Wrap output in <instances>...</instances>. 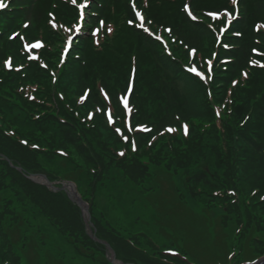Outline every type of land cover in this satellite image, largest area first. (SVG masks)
Wrapping results in <instances>:
<instances>
[{
	"label": "rangeland",
	"instance_id": "374dc122",
	"mask_svg": "<svg viewBox=\"0 0 264 264\" xmlns=\"http://www.w3.org/2000/svg\"><path fill=\"white\" fill-rule=\"evenodd\" d=\"M62 1L64 2V0ZM2 2L5 7L0 8V66L2 62L5 63L6 72L3 74H7L11 81L9 85L0 83V130L4 138L15 144L24 146L29 144L30 148L37 151H39L37 145L46 150L50 149L49 142L54 140L56 147L63 148L61 149L64 152L62 156L60 154L51 157L47 153L38 152L35 156L31 155V158L57 177L54 182L64 181L65 183L74 179L77 192L85 197L91 190V175L88 173L90 167L87 162L76 151L74 145L75 148L63 146L58 142L55 135L58 136L59 130L55 125L45 123L44 129L37 125L40 122V113L43 112L48 103L54 101V95L64 98L63 102L68 100L67 104L74 105L76 111L80 112L83 117L97 115V125L92 129H96V131L88 130L86 139L89 141L96 160L98 155L99 162L105 166L103 178L95 191L93 207L94 215L103 222L104 226L114 228L118 232L121 231L125 236L135 237L140 246H144L150 252L166 249L182 251L184 248L190 250L192 256L201 259L200 262L204 263H215L216 260L225 262L228 252H232L229 254L231 255L230 264L252 263L264 257V210L259 211L260 205L254 206L258 199L264 205V199H261L264 197L262 179L258 186L259 177H257L258 181L252 189L239 194L231 190L228 191V189L224 190L223 185L213 179L222 174L224 169H219L217 175L211 176V169L207 163L208 161L211 162L209 157H201L203 172L197 168L199 162L191 161L194 158L183 169H178L175 164L172 165L175 167L169 169L167 167L169 165H166V157H161L166 153V148L158 139L161 136L154 137L152 140L154 143L158 139L154 147L149 146L150 139L157 133L159 134L160 129L165 128L167 131V126L171 125H175L177 132L184 131L183 125L188 124L187 120L180 118L177 120L179 124L169 122L172 117L174 118V112H176L172 110L171 112L165 111L162 117H158L157 122H159L160 127H152L144 123L133 124L135 109L141 110L145 116L146 114L149 115L151 120L155 119L158 102H154L159 97L152 94L153 96L149 97L141 108L131 93L133 88L131 80L128 81L127 79V83L124 84L123 82L126 81L124 78H117L114 82L119 80V83L124 86L123 91L125 93L128 91L129 97L127 96V98L130 102L128 112L126 110L124 113L122 112L123 107L118 94L117 97H113L114 104H112L113 108L118 110L117 113L112 111L109 115L106 114L108 109L97 108L96 110L93 105L95 99L92 95H97L93 93L95 88L99 87L100 90L101 83L98 81L97 74L102 76V68L97 65L93 56V65L89 61L90 57H86L81 64L84 58L82 55L75 59V65L74 63H63L64 72L69 74L72 69V82L67 84L65 89L61 87L60 83V87L57 85L52 93L49 87L51 82L52 84L57 82L59 68L52 61V58H56L55 55H50L51 51L46 55L44 51H47V42L50 40L51 45L49 44V47L55 51V54L59 53V63L60 55L64 53V44L74 32L72 20L59 17L61 10H56V13L49 10L47 17L37 15L36 10L39 3L37 0H31L29 4L27 0H2ZM109 2L111 1H106L103 7L99 4L95 7L96 0H85L84 20L86 27L82 38L87 37L88 39H83L84 42H91L95 39L96 34H100V30L99 32L96 30L102 27L100 21L106 20L101 12ZM245 4L243 1H237L236 7L229 4L222 11L220 9L219 11L213 10V14L228 15L229 19L232 20L236 13L240 14L241 8L246 9ZM65 10L68 12L67 8ZM191 11L194 13V10ZM49 13L56 14L58 18H50ZM70 15L71 13L67 14L68 17ZM247 18L249 22H253L252 25L244 30L236 29L233 32L242 38L244 32L251 29L252 41L246 42L242 50V55L246 56L245 49L250 54L247 58L248 63L252 54L260 56L256 42L261 37L260 31H264V27L260 25L264 22L256 14L254 16L253 13ZM236 20L239 21V19H235L232 23ZM51 22H55L56 27H53ZM72 27L73 29H71ZM208 31L214 35L215 31L213 32L211 29ZM165 36L169 55H174L178 62L184 63V66L191 65L192 67V65L197 64L195 61L197 54L191 51L197 48L196 45H202L200 50L205 54L211 52V45H213V43L205 42L196 30L187 31V28L177 27L175 32L171 28V32ZM225 42L230 46L229 41ZM207 47L210 48L209 51L205 50ZM223 49L229 50L228 48ZM79 50H81L80 52H88V48L85 51L84 49ZM253 50H258V52L255 53ZM193 54L194 58L192 57ZM221 57V59L227 60L223 61V65L231 63L226 55ZM256 60L258 59L250 60V66H257L256 63H251V61ZM6 62H10L11 66H8ZM68 64L72 66L67 69ZM44 65H48L50 69ZM19 67L21 69L16 70ZM75 74H77L76 77H74ZM3 76L0 75L1 78ZM205 77H207L206 74ZM55 78L56 81H54ZM16 83L22 85L26 83L25 93H27L28 99L23 98L20 92L14 89L13 85ZM164 84L168 86L169 91L166 92L167 101H162V103L167 106L171 101V104L176 105L178 101L177 97L174 96L175 93L172 92L175 90L173 82L164 80ZM151 99L153 102L150 101ZM97 104H100L98 99ZM36 108L38 111H35ZM47 108L48 111H52L50 107ZM27 111L35 114V117H31ZM181 113L183 117L188 116L184 112ZM262 114L264 115V113ZM47 118L53 119L50 116ZM117 129L119 131H116ZM92 132H96L97 139L92 136ZM10 137L17 138V140ZM262 137L264 144V133ZM98 138L107 145H114L120 158H123L119 155L121 151L124 152L123 145L127 147L126 149L130 147L134 152H141L148 143L147 149L150 148V151L141 158L146 169H138L139 172H146L145 175L140 174L144 181L139 184L128 178L121 163L102 153ZM23 141H27V143L25 144ZM36 141L38 142L37 145ZM133 143L136 145L135 149H133ZM251 160L254 163L261 162L264 168L263 160H254V158ZM10 166L12 167V164ZM15 170L14 174L11 173L0 161V264L7 263L6 255H9V259L11 256V252L10 254L5 253L6 255L2 253L3 246L6 249L13 247V251L20 258V262L17 261V263L20 264H62V262L63 264H111L110 255L107 253L98 254L96 259H91L80 254L73 245L69 244L65 236L39 211L27 192L24 191L21 182L22 176L20 175L23 173L22 170L17 168ZM226 171H228L227 168ZM194 172L198 173L197 178H200L201 182L194 183L196 179L191 175ZM31 174H38L37 178H40L41 175H46V172L38 171ZM164 184L169 188H174V190L176 187V194L187 203L188 207L192 209L191 212L179 211L174 213L169 221L168 215H165L164 218L161 217L156 208V203L153 202L157 199L156 193L163 190ZM214 189L216 190L212 193ZM166 208L168 209V207ZM183 216H188L189 218H187L192 219V221L190 223L182 221ZM256 238H261L262 241ZM58 259H61L62 262Z\"/></svg>",
	"mask_w": 264,
	"mask_h": 264
},
{
	"label": "trees",
	"instance_id": "16d2710c",
	"mask_svg": "<svg viewBox=\"0 0 264 264\" xmlns=\"http://www.w3.org/2000/svg\"><path fill=\"white\" fill-rule=\"evenodd\" d=\"M30 1L27 0L28 4ZM37 1H39L36 10L38 12L37 15L47 17L49 10H61L59 17L71 20L67 16V13H76L75 8L68 7L60 0H51V5L50 0ZM98 1L94 5L95 7L98 6ZM106 1L111 2L105 5L101 13L106 17V21L112 24V34H107L105 30L102 34L103 37H100L98 45L91 39V42H84L83 39H88L87 37L77 38L73 45L74 48L66 59V61H69H65V63L73 64L75 59H78L82 55L84 58L81 64L85 61L86 57H90L89 61L93 65L94 58L97 65H100L102 68V76L97 74L98 81L101 83L100 86L105 88L110 94L112 104H114L113 97H117V93L124 88L119 83V80L116 83L114 80L124 78L126 81L123 83L126 84L129 73L134 68L136 78L133 98L135 96V100L139 102L141 108H143L149 97L153 96L152 94H156L159 98L154 102H158L155 119L151 120L149 115L146 114V117L141 110L135 109L133 124L144 123L152 127H160L159 122H157L158 117H162L163 112H171L172 110L176 112H174V118L172 117L169 122L179 124L177 120L180 118L187 120L189 127L187 135L182 130L177 132L175 125H171L176 131L168 133L163 128L160 129L159 134L157 133L156 136L150 139L149 146L154 147L156 141L159 139L166 148V153L164 156L161 155V157H166V165H169L167 166L169 169L175 167H172L173 164L178 169H183L194 158L191 161L194 163L199 162L200 164L197 168L203 172V160L201 157H209L211 162L207 160V163L211 169V176L217 175L219 169H224L222 174L213 178L217 183L223 185L224 190L228 189V191L231 190L241 194L255 186L256 181H258L257 177H259L258 186L261 184V179L264 182L262 163H254L251 160V158H254V160H263L264 162V144L262 142V135L264 133V115L262 114L264 113V31H260L262 33L260 34L261 37L258 38V43L256 42L260 56L252 54L249 58V61L258 59L256 62H261L263 66L254 67L250 66L249 61L247 63V58L250 54L246 49V56L242 55L246 42L252 41L250 36L252 34L251 29L245 31L242 38L233 32L236 29L244 30L246 27L252 25L253 22H249L247 18L252 13L254 16L256 14L264 22V0H239L246 3V9L241 8L239 21L236 20L231 25V29L224 35L223 43H226L225 41L230 42V46H227L228 51L223 49V44L218 41L214 32L217 31L218 24H223V21L212 23L205 16L204 11L219 10L222 7L229 6V4L232 6L231 0H192V7L197 12L196 14L199 15L196 21H192L186 15L183 9L185 0H150L146 11L153 22L158 25H170L174 32L177 27H181L182 29L187 28V31L196 30L201 34L205 42L213 43L211 45V52H206V54L200 50L202 45H196L197 56L195 61L198 65H204L205 58L212 60V70L208 73L207 79L197 78L186 72L184 70V63L178 62L174 55H169L165 51L161 43L135 27V19L132 8L129 5V0H102V7ZM52 7H58L59 9H53ZM65 8H67L68 12ZM248 11L250 13H247ZM130 18L134 21L132 24L128 23ZM210 29L214 32V35L208 31ZM49 44L51 45L50 40L47 42V51L44 52L48 55L49 51H51L50 55H55L56 57L52 58V61L57 65L59 53L55 54V51L49 47ZM86 48H88V52H80L81 50H79L84 49L85 51ZM209 49V47L205 48L207 51ZM212 52L214 53L211 55ZM225 55L229 57L228 61L231 62L230 64L223 65L221 56ZM71 64L67 65V69L72 66ZM62 71L61 66L58 71L57 82L54 84L51 82L50 84L49 89L52 93L57 85L60 87V83L61 87L65 89L66 85L72 82V69L69 74ZM3 72L6 71L2 62L0 75L4 76L0 77V83L9 85L11 81L8 79L7 74H3ZM244 73H247V76ZM76 76L77 74L74 75V77ZM164 80H171L174 84L175 90H172V92L177 97L178 103L176 105L171 104V101H169L167 106H164L162 103V101H167L166 92L169 91L168 86L164 84ZM54 81H56V78ZM233 81L237 83L234 84ZM25 85L26 83L23 85L20 83L13 85L14 89L19 91L23 98H27V93H25L27 86ZM93 93L97 94L92 95L94 99H98L101 104H106V101L99 92V87L95 88ZM54 97V101L46 105L52 111H48V108L45 107L43 112L40 113V122L37 125L42 129H44L45 123L55 125L59 130L58 136L55 135L58 138V142L63 146L67 145L71 147L74 145L76 151L79 152L80 156L89 165L90 170L86 169L91 175V190L84 198L90 206L97 238L108 242L115 251L117 258L125 263L188 264L181 260L179 256L171 257L162 253L155 255L143 248L141 249L132 241V238L124 236L121 232L109 226H104L103 222L94 215L95 191L103 178L105 166L99 162L98 155L96 160L89 141L86 139V134H88V130L96 127L97 115L93 121L89 122L86 120V116L83 117L81 113L80 115L78 112L77 114L75 113L76 109L74 105H68V100L63 102L64 98H59L56 95ZM150 101L153 102V99ZM35 111H38V109L36 108ZM114 111L117 113L118 110L114 108ZM181 112H184L188 116L183 117ZM27 113L31 117H35V114L32 112L27 111ZM47 116L53 119L47 118ZM92 131H96V129ZM1 133L0 130V161L13 174L16 172V166L21 167L24 173H20L24 191L27 192V195L39 211L53 226L59 229L68 243L73 245L80 254L91 259H96V255L98 254H106L105 246L95 242L88 235L80 208L70 201L65 193L53 192L43 185L32 182L26 176L43 171L46 172L49 180L55 181L57 177L45 170L39 162L33 161L31 155L35 156L38 152H44L52 157L60 155L59 151L63 148L56 147L55 141L51 140L49 142L51 147L46 150L38 146V142L36 141L37 148L39 149L37 151L30 148L29 144L25 146L15 144L4 138ZM92 136L97 139L96 132H92ZM157 136L161 137L152 143L154 137L157 138ZM10 138L17 140V138ZM99 139L98 144L101 147L102 153L121 163L128 178L135 180L139 184L144 181L140 177V174L145 175L146 172H139L138 169H146V165L142 163L141 158L146 156L150 151V148L147 149L148 143L146 147L142 148L141 152H134L130 147L126 149L127 147L123 145L125 155L121 156L123 158H120L114 145H107L103 140ZM2 156L8 158L14 164V167H11L9 162ZM225 167L228 171H226ZM253 169H255V172H253ZM197 174V172L191 173L193 178L196 179L195 184L201 182V179L197 178ZM58 178L63 180L60 177ZM206 178L209 179V177ZM71 180L74 181V179ZM215 190H212V193ZM175 191L176 187L174 190V188H169L164 184L163 190L156 193L157 199L153 202L156 203V208L161 217L163 216L164 218L165 215H168V221L174 213L179 211L191 212L192 210L185 201L179 198L180 196ZM256 205H260L261 209L259 211L264 210V205L259 199L254 203V206ZM187 217L183 216L181 220L190 223L192 219H188L189 217ZM3 249L2 253L4 255L11 252L12 256H10V259L9 255H6L8 258L4 257L7 261L6 264H20L17 263V261L20 262V258L15 254L12 246L11 249H6L3 246ZM184 250L185 254L190 256L192 262L201 261V259L196 258L194 255L192 256L190 250ZM14 258H16V261H14ZM58 260L62 262L61 259Z\"/></svg>",
	"mask_w": 264,
	"mask_h": 264
},
{
	"label": "snow or ice",
	"instance_id": "6c2138e0",
	"mask_svg": "<svg viewBox=\"0 0 264 264\" xmlns=\"http://www.w3.org/2000/svg\"><path fill=\"white\" fill-rule=\"evenodd\" d=\"M236 2H237V0H232V3H233V4H235ZM73 3H75V0H73ZM4 7H5V4L2 2V0H0V8H4ZM185 8H186V9L188 8V5H187V4H185ZM137 15H140V14L137 13ZM141 19H143L142 16H141ZM133 22H134L133 20H129V21H128L129 24H132ZM100 24H101V26H103V25H104V21H100ZM77 30H78V29H77ZM99 30H100V29H97L96 31L99 32ZM107 31H108L109 33H111V32L113 31V29H112L111 27H108ZM167 31L170 32L171 29H167ZM93 34L95 35L96 33H93ZM70 41H71V37H69V42H70ZM96 43L99 44V40H97ZM38 46H39V45H38ZM191 51L195 52L196 50H195V49H192ZM253 51H255V50H253ZM6 63H8V66H11L10 62H6ZM211 63H212V61L209 60V61H208V64L211 65ZM251 63L255 64L256 61H251ZM190 71H196V69H195V68H192V69H190ZM244 75L247 76V73H244ZM53 76L55 77V74H53ZM233 83L235 84V83H237V82H236V81H233ZM81 98H83V97H81ZM125 106L127 107V100H125ZM183 130H184L185 134L188 133V124H187V123H185V124L183 125ZM116 131H119V129H117ZM167 131H169V132H174V131H176V129L169 127V128L167 129ZM124 139H127V137H124ZM23 143L26 144L27 141H23ZM132 146H133V149H135V147H136L135 143H133ZM119 155H120V156H124L125 153H124L123 151H121V152L119 153ZM261 199H264V197H261Z\"/></svg>",
	"mask_w": 264,
	"mask_h": 264
},
{
	"label": "water",
	"instance_id": "95a60500",
	"mask_svg": "<svg viewBox=\"0 0 264 264\" xmlns=\"http://www.w3.org/2000/svg\"><path fill=\"white\" fill-rule=\"evenodd\" d=\"M41 176H42L41 177L42 179L47 180L45 176H43V175H41ZM48 184L51 185L49 182H48ZM64 188L65 187H63L62 189H64ZM54 190H58V189L54 188ZM73 201L76 202L80 206V208L83 211V215L86 217L87 222L90 221V213H89V208H88L87 204L79 197L73 198ZM112 263L116 264V260H115V256L114 255H113V258H112ZM250 264H264V257L259 259L256 262L250 263Z\"/></svg>",
	"mask_w": 264,
	"mask_h": 264
},
{
	"label": "bare ground",
	"instance_id": "6f19581e",
	"mask_svg": "<svg viewBox=\"0 0 264 264\" xmlns=\"http://www.w3.org/2000/svg\"><path fill=\"white\" fill-rule=\"evenodd\" d=\"M37 179H38V178H37ZM69 192H71V193L73 194L72 189H70Z\"/></svg>",
	"mask_w": 264,
	"mask_h": 264
}]
</instances>
